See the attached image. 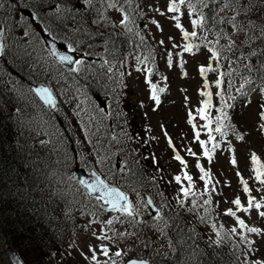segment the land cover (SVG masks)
<instances>
[{
  "label": "rangeland",
  "instance_id": "obj_1",
  "mask_svg": "<svg viewBox=\"0 0 264 264\" xmlns=\"http://www.w3.org/2000/svg\"><path fill=\"white\" fill-rule=\"evenodd\" d=\"M25 1L32 6L42 5L43 9L40 12H37V10V13L34 12L31 17L24 15L18 18L14 10L6 11V8H4L5 3L0 2V5H2L0 6V27L5 29V48L4 53L0 55V112L3 115H10L6 118L13 126L19 127L17 125L19 116H22V121L25 122V126H21V133L15 134L14 141L20 143L19 147L23 150L24 158L30 160L32 165L39 164L41 169L46 171V175L43 177L47 181V185L40 192L46 198L43 197L39 201L42 202L49 199L57 201L60 206L55 209L61 212L56 221L62 218L65 220L69 219V221L75 219L74 226L66 227L62 236L54 238L57 244L61 243L64 246L61 249L63 252H60L64 254L59 258V263L86 264L80 255V250H86L87 244L95 243V240L91 237V231L102 227L99 223L90 224V221H102L106 218H111V216L110 214L104 215L101 212L97 214L96 209L93 207L86 208V205L90 203V198L82 195V192L77 187H74L72 179L75 177L72 173H74V168L77 166L87 169H89V166L96 168L93 167L94 164L104 174H106V171L113 174L117 156L113 155L112 162L110 161L112 154H116L115 151L119 148L121 141L114 134V130H106V127L100 121V119L109 120L104 118V107L99 104L102 100L106 101L105 103L107 104L109 99L106 95L101 96L93 92H88L87 95H84L83 93L84 89L89 87L86 83L95 80L93 75L89 76L91 71L88 70L78 74L71 73L65 66L49 55L38 36L40 30L57 29L56 33L60 34L67 43L73 44L78 49L76 53L79 57H83V45L87 44L85 40L93 36V32H97V30L92 23L90 28V22H87L81 25L84 27H81L80 31L75 29L71 31L69 25L66 24V18L63 25L58 23V26H54L52 21L59 19L53 10L54 6L57 4L63 6V0ZM167 2L168 0H137L141 7L140 12L144 13V20L140 28L142 33L148 38L146 41L149 51L147 53L138 52L132 58H130L129 54L120 65L119 71L124 75L121 77L119 74V77L122 79L126 78L125 86L131 96L133 110L138 113L140 121L147 128L145 129L146 133H141L138 138L141 137L144 141L147 136L150 140L149 142H157L160 146L159 148L170 150L168 155L165 156L166 158L170 156L171 162H173L168 168L169 174L183 177V172L185 171V166L172 158L171 146L168 143L169 137L181 157L185 158L184 160L187 162L186 170L192 177L194 176L195 179H198L201 175L199 168L196 167L197 163L203 165L206 171L211 172L215 186L214 191H212L211 202L212 198L216 196L214 198V206L216 207L214 218L217 227L221 229V226H223L221 229L223 232H229L232 227H237L238 232H243L236 224V217L225 215L226 210L229 208L236 211L237 216L244 219L249 226L264 229V218L258 216V211L260 210L253 208L250 212H243L238 210L232 203L234 199L239 197L242 204L247 206L249 194L244 192L241 176L248 181L252 189L251 195L258 200L264 199V185H261L255 179L251 162V154L255 152L260 158V163L264 164V134L256 130L258 104L262 101L260 91L257 90L247 97H239V93L234 92L235 89L233 87L230 92L226 91L225 94L228 97H235V100H232L233 103L229 99L231 101L229 104L233 105V107L229 108L230 112L228 113V115L232 114L231 117L229 116L228 121L232 120V126H234L235 131L231 128H226L227 134L223 138L218 133L213 132L220 147L217 148L211 162H209L203 156V150L195 139V131L197 130L201 133V140L208 139L207 130L203 127L207 121L200 118L197 109L203 107V101L207 99V97L200 95L202 90H211L213 106L215 98H218L220 106V98L217 95L220 89L215 84L218 74H207L211 76L212 82H209L211 85L210 89H205L204 77L199 73V67L208 63L207 53L203 48L194 49L192 53H184V65L180 67L179 57H177L176 53L182 51V47L174 48L173 45L177 43L183 45L186 41L183 40L182 34L175 27V22L171 19L172 14L166 12ZM162 12L165 14L161 15ZM107 13H109L108 15L110 16L106 15L112 23L101 21L99 25L104 26L106 24L111 27V24L119 22V18L122 15L117 9L112 8H109ZM23 14H25V11H23ZM34 16H39V20L34 21ZM152 21H156L159 27ZM181 23L189 31L193 30L188 27L187 15L181 18ZM170 37L173 39H169ZM160 41H164V43L160 44ZM168 52L173 53L171 67L166 62ZM149 54H151V59L147 63L140 64L137 61V57L143 58L149 56ZM96 58H103V56L96 54ZM92 59V57L88 59V65L92 63ZM149 66L156 69V77L160 81L159 88L165 89L164 92L160 93L159 105L151 99L150 86L146 83V69ZM138 68L142 70L137 71ZM227 70L226 68L225 72ZM184 73L187 74L185 75ZM226 78L227 80L229 79L228 77ZM73 79L77 80V84L71 81ZM30 83H46L53 86L58 96L60 110L63 111L62 108H65L74 116L72 120L65 118L67 121L65 128L57 127L52 120L53 117L49 118V113L44 111V106L39 103L32 92L29 86ZM223 88L227 89L226 79ZM249 100L251 103L248 102ZM100 109H103V112H100ZM213 110L214 107L209 110L210 115H212ZM189 112L195 117L194 121H191ZM71 122L74 127L70 126ZM193 123L196 125L195 128H193ZM231 131L244 134L245 139H237V134L234 135ZM165 132H167V136H165ZM149 134L150 136H148ZM208 146L211 148V144ZM13 149L15 150V148ZM188 149H191L196 155H189ZM84 153L93 160L92 164L84 162L82 159ZM233 155L236 159L235 165L231 163ZM119 164L122 166V161ZM109 167L111 171L106 169ZM237 173L240 175L238 176ZM65 182L69 189L64 187ZM209 187H212V185H209ZM199 188V186H195L194 192H198ZM179 197L180 199L182 198L181 196ZM133 202L140 209L144 220L142 225L147 230L142 229L143 226L138 225L134 231L138 232L139 239H136L135 243H133L132 239L120 240V249L131 251L139 246L143 247L144 242L151 241L154 244H152V247L155 248L156 252L162 250L165 253H171V257L174 256L173 232L170 235L167 228V234H165L156 228L157 223L162 225L166 219L163 218L159 222L154 219L155 224H153L152 219L155 216L153 217L145 209L144 203L140 201V198L136 197ZM91 203H95V201L92 200ZM158 206L161 210L164 209V205L158 204ZM147 213L149 215L146 216ZM166 221L168 222V220ZM116 227L123 230L126 225H116ZM204 228L205 236L211 235L214 239L215 230L212 228V224L208 223ZM128 230L133 231L130 228ZM166 235L168 236L167 238L165 237ZM170 239L172 247H169ZM235 239H231V241H235ZM250 239L255 240L260 253H264V236L252 234ZM115 250L114 245L113 251ZM45 253L50 254L51 248L46 246ZM162 258H166V260H162ZM160 259V264H183V262H186V258L183 262H181L182 259L178 261L176 259L170 260L168 255L160 256ZM1 262L3 264L9 262V258L5 241L0 233V264H2Z\"/></svg>",
  "mask_w": 264,
  "mask_h": 264
},
{
  "label": "snow or ice",
  "instance_id": "obj_2",
  "mask_svg": "<svg viewBox=\"0 0 264 264\" xmlns=\"http://www.w3.org/2000/svg\"><path fill=\"white\" fill-rule=\"evenodd\" d=\"M127 4L129 8L134 5V0H75L71 6L57 4L54 6V12L57 14L60 20V24H64L65 18H70L74 24H77L76 31L81 30V25L87 22L92 24H100L101 21L112 23L109 17L106 15L109 8L117 9L122 15L119 18V24L126 28L129 32H132L131 24L134 20L131 18L128 9L123 5ZM215 4V9L211 11V14H207L205 10H210L211 5ZM259 4H264V0H168L166 4V12L172 14L171 19L175 22V27L182 34V38L186 43L183 45L174 44V48H181L182 51L177 52L179 57L180 67H183L184 53H192L194 49L199 50L201 48L207 53L208 63L202 64L199 67V73L204 77V88L210 89L211 85L208 82V73H217L218 77L215 81L216 87L220 89L217 95L220 98V107L217 109L219 115L215 117V127L213 128V118L210 115V109L213 108L212 104V92L201 91L200 95L207 97L203 101V107L197 109L200 118L207 121L203 126L207 130L208 139L201 140V133L199 130L195 131V139L198 141L200 147L203 150V156L211 162L214 153L220 144L217 142L216 136L213 132L218 133L222 138L226 136V128H231L235 131L234 126L226 124L229 120V116L226 108H231L233 105L229 104L225 99L226 91H231L234 84V77L240 78V84L236 87V91L242 96H246L248 93L254 90V81L250 78L253 73L258 75L260 80V95L264 96V19L253 18L251 13L255 7ZM2 6V5H0ZM158 11V9H157ZM62 14V15H61ZM165 13H161L164 15ZM185 15L188 16V27L193 29L189 31L181 23V18ZM84 16H89L90 21H85ZM80 17V20H77ZM34 21L39 20V16L33 17ZM159 27L156 21H152ZM57 29H52L48 32V35L52 38L53 43L49 46V55L58 60L62 64H66L70 67V71L74 73H80L85 65L83 59L75 57V53L78 51L73 44L68 43L66 45L67 52H60L55 44ZM27 34V33H26ZM138 34V33H137ZM4 37L5 29L0 27V55L4 53ZM169 39H173L170 37ZM143 40V37H141ZM198 41V42H197ZM164 41H160L163 44ZM72 53V54H69ZM87 55V54H86ZM173 53H167V64L172 66ZM255 58V60H254ZM151 59V54L143 58L137 57V61L140 64L147 63ZM105 65H108L106 71L111 73L112 66L109 61H104ZM227 68V72L223 69ZM243 69V71H241ZM142 69L138 68L137 71ZM153 68L149 66L146 69V83L150 86L151 99L159 105L160 93L164 92V88H159L152 80ZM185 75L187 73H184ZM124 74L120 73L122 77ZM227 80V89L223 88L225 84V78ZM165 79H167L165 77ZM35 94L47 105L55 107L56 97L53 95V90L48 86H39L33 89ZM228 99L235 100L234 96H229ZM251 103V101H248ZM259 111L257 113V125L256 130L261 134H264V103L258 104ZM103 112V109H100ZM191 121L195 120L192 113L189 112ZM190 121V122H191ZM196 125L193 123V128ZM167 136V132H165ZM237 139L244 140V134L237 133ZM169 145L174 150V158L185 166L183 177L176 175L174 180L177 184L182 185V179L186 180L189 187L181 186L180 191L183 194L184 199L178 198V203L183 206L185 201L190 197H195L197 194L193 192V177L187 172V162L181 157L179 151L175 149L171 138H168ZM211 144V148H209ZM234 151V150H233ZM189 155L195 156L196 153L191 149H188ZM251 162L253 165V172L255 173V179L259 181L261 185H264V164L260 163V158L253 152L251 154ZM103 163V161H101ZM233 165L236 164L235 156L231 160ZM197 168L200 170V180L204 181L205 192H207V199L203 200L202 206L211 204L212 191L215 186L212 181L211 172L206 171L203 165L197 163ZM125 169H119V172H123ZM111 171V169H109ZM239 176L240 174L237 173ZM92 179H79L77 183L85 190L82 195H86L90 198L89 205L87 207H93L96 209L97 214L99 212L108 211L111 213H118L119 215L111 218H106L102 221L92 220V223H99L102 227H99L91 231V237L95 240V243H89L86 245V250L81 249L80 255L86 264H125L124 257L127 253L119 247V241L122 239H132L135 243L136 239H139L137 231H129L128 228L136 229L138 225H142L144 220L141 216L140 209L137 204L130 198L128 192L122 191L119 186L120 181L115 180L110 182L107 178L102 179L95 171L91 173ZM75 179V178H73ZM243 184L244 192L248 193L247 206L242 204L239 197L234 199L232 203L236 208L243 212H250L253 208L258 211V216L264 218V199L258 200L251 195L252 189L249 186L247 180L242 176L240 177ZM209 185H212V190H209ZM135 191V189H133ZM199 195L203 196L204 193ZM94 200L95 203H91ZM144 207L153 206L154 201L148 198L143 204ZM197 201L191 200V208L188 211H195L197 209ZM157 214L155 220L157 222L163 220L161 209L157 207ZM207 212V209L205 208ZM225 215L229 217H236V224L243 232H238L237 227H232L229 232L225 233L221 229H217L216 224H212V228L215 230V239L209 238V246H221L227 237L230 241L234 236L235 241H231L230 247L233 249V255L235 260L233 264H264V253H260V249L256 246V241L250 239L249 234H256L257 236H264V229L255 226H249L244 219L237 216V212L232 208L226 210ZM205 217L201 216V222H205ZM116 225H127L121 230ZM156 228L158 231L166 233L168 228V222L165 220L161 225L157 223ZM111 233V234H109ZM115 245L116 250L113 251ZM143 247L147 248V242H144ZM169 247H172V241L169 240ZM241 254L243 259L240 258ZM103 257V259H101ZM119 258V259H118ZM15 264H22L19 259ZM127 264H155V261H150L143 257L131 258L127 260Z\"/></svg>",
  "mask_w": 264,
  "mask_h": 264
},
{
  "label": "trees",
  "instance_id": "obj_3",
  "mask_svg": "<svg viewBox=\"0 0 264 264\" xmlns=\"http://www.w3.org/2000/svg\"><path fill=\"white\" fill-rule=\"evenodd\" d=\"M8 1L11 4L16 3V0ZM63 2L65 4L69 3L68 5L71 6L72 3H75V0H63ZM135 5L136 2H134L132 8H129L127 4L123 5L128 9L131 18L134 20V23L130 25L132 32H129L126 28L123 29L118 24H111V27L106 24L104 26L93 24L97 32L94 31L90 39H92L94 44L83 48V51L87 55H92L95 58L96 54L103 56V58L93 60L92 64L88 65L83 71L90 70L91 74L89 76L93 75L95 79L94 81L86 83L89 87L85 88L83 93L84 95H87L88 92L98 93L101 96L109 95L110 110L104 116V118H108L109 120L100 119V121L104 124L106 130H114V134L121 141L119 148L115 151L116 154H112L110 162H112L113 155H120L123 157L125 164L122 169L125 170L122 173L118 172L117 176H119V179L116 174L110 176L108 171H106V176L109 179L116 178L120 183H124L123 187L127 189H147L157 202L166 203L167 208L164 209L163 216L171 224V228L169 227L167 230H169L170 235L173 232V244L176 246L174 256L169 258L170 260L176 259L178 261L182 259L181 262H183L186 258V262H183L184 264H233L235 256L233 255V249L230 247L231 241L225 238L221 246H209V238L211 235L205 236L203 231L205 229V223L212 220V209H215V207L212 204L200 207L203 200L199 201L197 199L198 197L201 198L199 194L195 196L197 203H199L195 211H188L191 205L186 203V201L181 206L178 203V192L173 191L175 186L167 178L168 163L163 161L161 156H158L157 159H151L152 152L150 148L154 147L155 144L149 142L150 140L148 138H146L147 143L141 137L138 138V135L142 131L139 126L140 119L133 110L132 99L125 86L126 78L122 79L119 77L120 65L126 60L129 54L130 58H132L138 52L147 53L149 51L147 49V41H142L141 37L143 36L138 35L137 31L135 32L140 18L139 12L134 11ZM214 9L215 4H212L211 9L205 11L210 15ZM251 15L253 18L264 19V4H259L255 7ZM66 19V24L75 29L77 28V24H74L70 18ZM83 19L90 21L91 18L84 16ZM77 20L79 21L80 17H77ZM91 27L92 25L90 23ZM105 60L109 61L112 66L111 73L106 71L108 65L104 64ZM234 78V85L238 87L240 78ZM250 78L255 82L254 90H259L261 85L258 75L253 73ZM236 87L234 88L235 92H237ZM253 91L248 93V95H251ZM226 100L228 103L232 101L228 98ZM63 109L65 114L62 111H58V109L52 111L55 117H53L54 123L62 129L67 126L65 118L70 120L74 119V116L70 112L65 110V108ZM225 111L229 112L230 110L227 108ZM7 116L10 115H3L0 112V233L5 243L17 249L27 264H60L53 258L50 259L48 257V254L45 253V247L48 246L51 250L57 252L59 245L54 241V238L59 233H63L66 227L72 226V222L64 218L56 221L61 212L55 209L57 206H60L56 200L39 201L43 197L46 198L40 192L41 189H45L47 184L38 185L36 180L40 176H45L46 171H43L39 164L32 165L28 159L26 160L27 162H23V150L18 146L20 143L14 141L15 134L18 135L22 131L20 124L22 116L18 115L19 118L17 119L19 120L17 125L20 128L13 126L6 118ZM229 116L231 117L232 114L230 113ZM213 121L214 127L216 125L215 120ZM226 124L232 125V120L227 121ZM70 126H73L72 122ZM82 159L87 164L93 163V160L86 153H84ZM23 163L36 168L38 171L34 177L31 176L28 178L26 186L22 184L23 176L26 173ZM93 166L97 167L94 164ZM106 169L109 170L110 167ZM43 179L45 178L43 177ZM76 185L78 188L79 184L77 182L74 183V187ZM64 187L69 189L66 182L64 183ZM78 189L82 193L85 192L81 187ZM176 190L180 191V188H176ZM64 215L67 217L66 214ZM116 215L119 214L110 212L111 217ZM147 215L149 214L147 213ZM201 216L206 218L205 222H201ZM130 229L134 231L133 228ZM165 237L167 238L168 236L166 235ZM147 244V248L139 246L133 251H126L127 256L124 257V260L131 256L144 257L155 261V264H160V256H170L171 254L169 252L165 253L162 250L156 252L155 248L152 247L153 243L151 241H148ZM240 258H244L242 254ZM162 259L166 260V258ZM4 264L10 263L6 262Z\"/></svg>",
  "mask_w": 264,
  "mask_h": 264
},
{
  "label": "water",
  "instance_id": "obj_4",
  "mask_svg": "<svg viewBox=\"0 0 264 264\" xmlns=\"http://www.w3.org/2000/svg\"><path fill=\"white\" fill-rule=\"evenodd\" d=\"M42 36H43V38H44V40H45V42H46L47 47L49 48V46L53 43L52 38H51L48 34H46V33H42ZM55 44H56V46H57V48H58V50H59L60 52H67V51H68V50H67V47H66L65 44H63V43H59V42L56 41V40H55ZM69 54H72V53H69ZM74 55H75V54H74ZM75 57H76V55H75ZM67 66H69V65H67ZM69 67H74V65H73V66H69ZM41 85H43V84H40V85H33V88L35 89V88H37V87H39V86H41ZM43 86H47V85H43ZM48 87H49V86H48ZM53 95H54V94H53ZM46 105H47V104H46ZM47 106L50 107V108L53 107V106H49V105H47ZM93 171H95V172L98 174V172H97L96 170H94V169L91 171V173H92ZM91 173H87V172L85 171V169H83V168H77V169H76V175H77L78 179H89V180H91V179H92ZM98 175H99V174H98ZM100 176H101V175H100ZM101 178L103 179L102 176H101ZM121 190H122V191H125V190L122 189V188H121ZM143 195H144V197L146 198V200H147L148 198L153 199V198L149 195V193H148L147 191L144 192ZM153 201H154V200H153ZM150 208H151V210L156 211V208H155V207L150 206ZM10 254H11V258H12L14 264H15V262H16L17 259H19V260L21 261V259L19 258V256L17 255V253H16L15 250H12V251L10 252ZM22 264H23V262H22ZM126 264H127V262H126Z\"/></svg>",
  "mask_w": 264,
  "mask_h": 264
},
{
  "label": "bare ground",
  "instance_id": "obj_5",
  "mask_svg": "<svg viewBox=\"0 0 264 264\" xmlns=\"http://www.w3.org/2000/svg\"><path fill=\"white\" fill-rule=\"evenodd\" d=\"M44 111H46V110H44ZM20 124H21L22 127L25 126V122L22 121V120L20 121ZM23 159H24L23 162H25L27 160V158H23ZM18 162H21V161H18ZM23 165H24V167L26 169V173L23 176V183L22 184H25L24 186H26V182L28 181V178H30L31 176L34 177L35 176V173H37L38 171H37L36 168L30 167V165H26V163L25 164L23 163ZM36 182H37L38 185H43V184H46L47 183V181L45 179H43V177H41V176L39 178H37Z\"/></svg>",
  "mask_w": 264,
  "mask_h": 264
},
{
  "label": "flooded vegetation",
  "instance_id": "obj_6",
  "mask_svg": "<svg viewBox=\"0 0 264 264\" xmlns=\"http://www.w3.org/2000/svg\"><path fill=\"white\" fill-rule=\"evenodd\" d=\"M24 170H25V172H26V169H25V167H24Z\"/></svg>",
  "mask_w": 264,
  "mask_h": 264
}]
</instances>
